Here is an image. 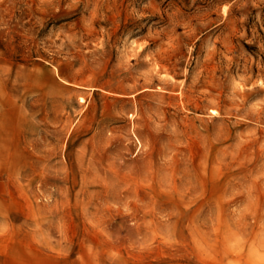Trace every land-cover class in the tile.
Masks as SVG:
<instances>
[{"label": "rangeland", "instance_id": "rangeland-1", "mask_svg": "<svg viewBox=\"0 0 264 264\" xmlns=\"http://www.w3.org/2000/svg\"><path fill=\"white\" fill-rule=\"evenodd\" d=\"M0 264H264V0H0Z\"/></svg>", "mask_w": 264, "mask_h": 264}]
</instances>
